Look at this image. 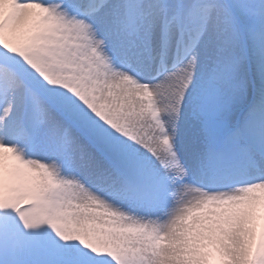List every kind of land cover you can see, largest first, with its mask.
<instances>
[{"label": "snow or ice", "instance_id": "snow-or-ice-1", "mask_svg": "<svg viewBox=\"0 0 264 264\" xmlns=\"http://www.w3.org/2000/svg\"><path fill=\"white\" fill-rule=\"evenodd\" d=\"M0 264H264V0H0Z\"/></svg>", "mask_w": 264, "mask_h": 264}]
</instances>
